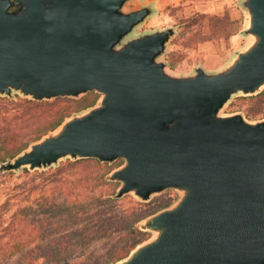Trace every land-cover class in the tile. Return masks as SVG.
<instances>
[{
  "label": "water",
  "instance_id": "water-1",
  "mask_svg": "<svg viewBox=\"0 0 264 264\" xmlns=\"http://www.w3.org/2000/svg\"><path fill=\"white\" fill-rule=\"evenodd\" d=\"M130 1L0 0V94L102 93L0 171L124 158L112 171L118 196L183 194L144 219L155 234L115 264H264V119L222 114L264 85V0H241L246 49L221 70L186 74L162 59L177 27L132 35L155 8Z\"/></svg>",
  "mask_w": 264,
  "mask_h": 264
},
{
  "label": "trees",
  "instance_id": "trees-1",
  "mask_svg": "<svg viewBox=\"0 0 264 264\" xmlns=\"http://www.w3.org/2000/svg\"><path fill=\"white\" fill-rule=\"evenodd\" d=\"M101 95L92 90L79 98L3 97L0 166L60 127L75 111L97 104ZM245 96L264 105L261 92ZM74 161L93 164L81 165L79 170L60 167L52 175L33 176L29 184L17 187L0 201V264L116 263L151 237L152 231L142 223L148 214L171 206L169 202L155 212L132 193L118 196L121 182L112 175L114 169L105 167L114 162L121 166L124 158L108 162L81 157Z\"/></svg>",
  "mask_w": 264,
  "mask_h": 264
},
{
  "label": "rangeland",
  "instance_id": "rangeland-1",
  "mask_svg": "<svg viewBox=\"0 0 264 264\" xmlns=\"http://www.w3.org/2000/svg\"><path fill=\"white\" fill-rule=\"evenodd\" d=\"M147 3L153 4L155 12L140 24L132 35L176 26L178 31L169 41L167 51L162 56V59L168 62V69L172 73H192L197 66H203L207 71L221 70L253 41L252 36L243 32L248 26L249 15L241 0H131L127 7L131 9ZM259 92L264 96V85ZM15 95L22 96L17 92ZM245 95H234L222 110V114L241 111L250 120L264 119V105L262 106L256 98ZM5 96L7 95L0 94V100ZM74 160L65 157L58 164L45 168L30 169L27 166L21 171L0 172V201L6 200L8 194L16 191L14 189L17 187L29 184L33 176L39 178L52 175L60 167L79 170L81 165L93 164L90 161ZM119 165V162H114L105 169L112 171ZM43 171L46 174H43ZM182 194V191L174 188L166 189L155 193L152 200H148L144 206L156 212L169 202L173 205ZM132 195L138 198L134 193ZM154 234L152 231L151 236Z\"/></svg>",
  "mask_w": 264,
  "mask_h": 264
}]
</instances>
